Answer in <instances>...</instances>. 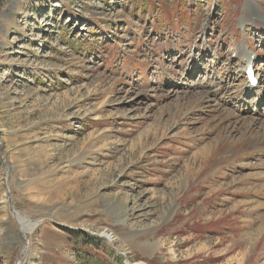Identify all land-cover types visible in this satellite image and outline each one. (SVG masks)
Listing matches in <instances>:
<instances>
[{"label": "rangeland", "instance_id": "1", "mask_svg": "<svg viewBox=\"0 0 264 264\" xmlns=\"http://www.w3.org/2000/svg\"><path fill=\"white\" fill-rule=\"evenodd\" d=\"M263 21L264 0H0V264H264L260 128L236 117L264 115Z\"/></svg>", "mask_w": 264, "mask_h": 264}, {"label": "bare ground", "instance_id": "2", "mask_svg": "<svg viewBox=\"0 0 264 264\" xmlns=\"http://www.w3.org/2000/svg\"><path fill=\"white\" fill-rule=\"evenodd\" d=\"M264 22V21H263ZM241 53L244 55L245 54V49L244 48H242L241 49ZM142 72V71H141ZM262 89V88H261ZM263 91H261V93H262ZM184 95V94H183ZM209 95V94H208ZM182 108V107H181ZM259 112H262L261 110H259ZM236 117H237V119H238V122H239V124H240V127H241V129H245V131H244V135H242L241 137H240V141H243V140H245V139H249L250 138V136L248 137L247 135L250 133V132H252L253 133V131H254V129L255 128H260V130L259 131H257V134L259 135V138H255V139H252L251 141L252 142H250V147H253L252 149H254V151L256 152L258 149L259 150H261L262 148H264V115H259L258 114V116H254L253 114H251V116H248V117H243L242 118V116L241 115H236ZM229 118H230V116H229ZM231 119V118H230ZM233 119H234V117H233ZM260 120H262V121H260ZM243 123V124H242ZM236 127L238 128V125H235L233 128H232V132H235V130H236ZM229 128V127H228ZM230 131H231V129H230ZM256 134V135H257ZM251 136H253V134H251ZM222 137V136H221ZM227 137H228V135H227ZM223 138V137H222ZM225 138V137H224ZM231 138V137H230ZM229 139V138H228ZM227 139V141L225 142L226 144H232V142L230 141V140H228ZM251 139V138H250ZM218 141V143H219V140H217ZM225 141V140H224ZM239 141V142H240ZM249 142V141H248ZM236 143V142H235ZM261 143H263V144H261ZM221 144V143H220ZM234 144V143H233ZM260 144V145H259ZM210 146H211V144H209ZM235 145V144H234ZM251 145H253V146H251ZM249 146V145H248ZM232 148H233V146H232ZM214 149V147L212 146V148H211V151ZM237 149H239V148H237ZM205 151V150H204ZM239 151V150H238ZM248 152V150L246 149H244L242 152ZM227 152V151H226ZM232 152V151H231ZM221 154V153H220ZM224 154V153H223ZM222 154V155H223ZM227 154V153H226ZM241 153H239V155H240ZM244 154V153H243ZM208 155V154H207ZM229 155V154H228ZM221 157V156H220ZM217 158H218V156H217ZM263 157H261V159H262ZM221 159V158H220ZM264 159V158H263ZM219 160V159H218ZM234 160H236V159H234ZM231 161V160H230ZM262 161V160H261ZM237 162V161H236ZM234 164V163H233ZM257 164V163H256ZM256 164L254 165V166H256ZM216 166V165H215ZM262 167H264V163H261L260 164V168H261V172H259V173H257L256 175L260 178V179H264V170H262ZM256 170H258V169H256ZM214 174V173H213ZM245 182V181H244ZM262 183V182H261ZM242 185V184H241ZM256 188H259V189H261V188H264V183L263 184H259V185H257V187ZM261 191V190H260ZM242 192V191H241ZM248 193V192H247ZM260 196V195H259ZM248 204V203H247ZM250 204V203H249ZM261 206V205H260ZM15 216H16V219H17V221L19 222V224H20V226H21V229H22V231H23V233H24V235L25 236H27V235H30L32 232H33V230L37 227V225H38V223L37 222H31L28 218H23L22 216H21V214H19L18 212H15ZM258 231V230H257ZM108 234V233H107ZM106 233H103L102 235L103 236H105L106 237V239H108L109 241H112L111 240V238L112 237H110V239H109V236H112V234H108L107 235ZM257 234V233H256ZM107 235V236H106Z\"/></svg>", "mask_w": 264, "mask_h": 264}, {"label": "water", "instance_id": "3", "mask_svg": "<svg viewBox=\"0 0 264 264\" xmlns=\"http://www.w3.org/2000/svg\"><path fill=\"white\" fill-rule=\"evenodd\" d=\"M10 208H11V211L13 213V215L15 216V212L18 211L16 209L13 208L12 204H10ZM15 210V211H14ZM19 212V211H18ZM15 219H16V216H15ZM17 220V219H16ZM37 223H40V222H37Z\"/></svg>", "mask_w": 264, "mask_h": 264}, {"label": "trees", "instance_id": "4", "mask_svg": "<svg viewBox=\"0 0 264 264\" xmlns=\"http://www.w3.org/2000/svg\"><path fill=\"white\" fill-rule=\"evenodd\" d=\"M71 235H75L74 233L69 232Z\"/></svg>", "mask_w": 264, "mask_h": 264}]
</instances>
